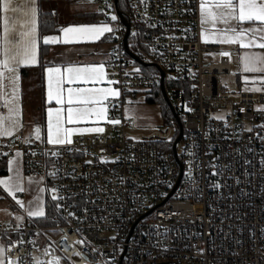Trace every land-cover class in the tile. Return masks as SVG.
I'll list each match as a JSON object with an SVG mask.
<instances>
[{
  "label": "built area",
  "instance_id": "obj_1",
  "mask_svg": "<svg viewBox=\"0 0 264 264\" xmlns=\"http://www.w3.org/2000/svg\"><path fill=\"white\" fill-rule=\"evenodd\" d=\"M96 2L117 17L108 117L120 123L71 143H0V157L19 151L24 174L45 178L51 211L30 217L23 193L10 199L21 212L0 221L5 264H264V89L222 90L231 63L203 39L201 0H127V15ZM156 89L182 124L137 137L124 101Z\"/></svg>",
  "mask_w": 264,
  "mask_h": 264
},
{
  "label": "snow or ice",
  "instance_id": "obj_2",
  "mask_svg": "<svg viewBox=\"0 0 264 264\" xmlns=\"http://www.w3.org/2000/svg\"><path fill=\"white\" fill-rule=\"evenodd\" d=\"M206 0L200 2V13L202 25L204 23L217 22L225 25V28L220 30L221 39L218 42L234 43L239 42L243 48H260L264 49V0H212L211 7L205 6ZM110 8V5H107ZM0 10L5 15L3 16V35L0 36V53L3 58L0 59V99L4 101L3 107L7 108V115H0V137H11L14 133L22 127L21 114L22 105L20 103V89H19V68L22 65H33L37 63V50L40 42V37L37 32V16L39 9L36 0H26L24 4L12 6V0H2L0 2ZM9 11L19 13L22 17V23L19 30H16V25L11 22V18L6 15ZM55 15V13H51ZM107 16V13H103ZM111 21H117V17L112 15ZM248 23L252 26L244 27ZM235 26H231V25ZM117 29L112 28L108 23H101L99 25H81L69 26L62 28L64 34L63 43L79 42L81 39L99 40L104 33L114 34ZM229 33H231L229 35ZM245 36L248 37V42L244 43ZM59 42V37L49 36L43 38L45 45L49 43ZM222 55H229L224 52ZM243 68L246 72L264 73V53L260 52H245L242 57ZM48 73V93L47 99L51 103L55 101L56 104H64L63 89V75L60 67H50L46 69ZM65 71L68 73L69 83L76 79L85 78L90 80H98L103 76V64L99 66H89L87 68L67 67ZM139 71V69H136ZM7 81V84H5ZM55 82V89L53 88ZM247 82V81H246ZM255 82V81H253ZM264 82V77L261 78ZM10 88L8 92L5 89ZM256 90V89H253ZM67 104H73V96L77 97V102L84 105L97 104L101 100L107 99L109 95L119 96V90L113 89H91L68 90ZM62 112L61 108L47 109V141L52 144L71 143L69 137L74 131L80 132H103L104 129L100 127L86 128V129H70L62 126ZM104 108L96 109L95 107H76L69 106L67 108L66 120L68 123H75L83 120L93 113L97 116H103ZM222 119V117H218ZM54 121V122H53ZM112 124H119V120L110 121ZM264 127V125H262ZM251 131V129H249ZM35 139L40 140V128H35ZM7 155V153H4ZM22 155L19 151L15 153V157L8 160V171L15 172L14 176H9L7 179H0V186L15 199L16 193L25 191L23 187V178L19 173L18 158ZM15 166V167H14ZM31 184V178H29ZM41 192L44 189L40 190ZM55 192V189H52ZM53 199L57 197L53 196ZM20 207H24L22 201L17 200ZM36 210H29L30 217H43L45 215L42 204L39 203ZM31 203V202H30ZM70 215H72L70 213ZM18 219H20L18 217ZM78 243H83L78 241ZM6 249L0 246V264H5ZM79 255V253H77ZM9 264H13L9 261ZM36 264H43L42 261H37ZM59 264V259L54 262Z\"/></svg>",
  "mask_w": 264,
  "mask_h": 264
},
{
  "label": "crops",
  "instance_id": "obj_3",
  "mask_svg": "<svg viewBox=\"0 0 264 264\" xmlns=\"http://www.w3.org/2000/svg\"><path fill=\"white\" fill-rule=\"evenodd\" d=\"M2 2V0H0ZM26 0H12V6L15 7L16 5L24 4ZM212 0H206V7H211ZM37 7L39 9L38 16H37V32L38 36L40 37V42L38 44L37 50V63L33 65H22L19 68V89H20V103L22 105V114H21V122L22 127L17 130V133H24V132H32L35 134V128H40V136L41 138H45L47 140V109L48 108H61L62 112V126L65 128L70 129H86V128H95L100 127L103 128V132H80L74 131L71 136L69 137L70 141L80 135H97V134H107L110 132L112 128V124L110 123L108 117V107H109V100L111 95L107 97V99L101 100L100 103L95 105L88 104L84 105L82 103L77 102V97L73 96V104H67L68 98V90H76L80 89L84 90H91V89H113L116 90L110 83H109V67H108V60H109V37L110 33H104V35L99 40H91V39H81L79 42L73 43H63L64 34L61 31L62 28H66L69 26H81V25H99L102 22L108 23L112 28H114L115 24L112 21H107L108 15L105 16L102 14L100 17L96 16L93 17H85L83 18L82 12L68 10L69 7L73 6L76 3V0H36ZM55 13L57 18L59 28L55 32L41 34L40 32V20L42 13ZM103 12V10H102ZM112 12V11H109ZM109 12H106L107 14ZM105 13V12H103ZM114 13V12H113ZM5 13L0 10V36L3 35V16ZM11 18V22L16 25V30H19V26L22 23V17L19 13H14L9 11L6 13ZM201 17V13H200ZM231 26H235L234 24ZM252 25L245 23L244 27H250ZM201 27H202V36L206 42L218 44L221 46L224 52L229 53L227 55L230 59L231 63V73L233 68L235 69L236 80L240 86V89H256L255 91H259L264 89V82H261V78L264 77V73H252L246 72L243 68L242 64V57L245 52H260L264 53V49L260 48H243L239 42L234 43H223L218 42L221 39V32L220 30L225 28L220 22H217L215 25L212 23H204L202 25L201 20ZM231 33H229L230 35ZM49 36H56L59 37V42L49 43L45 45L43 43L44 37ZM248 42V37L245 36L244 43ZM44 44L46 50L41 53V45ZM2 53H0V59H2ZM103 64V76L98 80H90L85 78L76 79L73 82L69 83L68 80V73L65 71L67 67H74V68H87L89 66H99ZM50 67H60L62 70L63 75V83L61 84V88L63 89V98L65 103L64 104H56L55 101L51 103L48 102L47 93H48V73L46 71L47 68ZM22 69H26V75H23ZM247 81V82H246ZM255 81V82H253ZM7 84V81H5ZM53 88L55 89V82H53ZM6 91L10 92V88H6ZM4 101L0 99V115H7V108L3 107ZM71 106L73 108L76 107H95L96 109L104 108L105 112L103 116H97L93 113L91 116L80 120L75 123H68L66 120L67 116V108ZM54 122V121H53ZM13 135V136H14ZM0 137V143L8 142L13 137ZM21 153V152H20ZM15 157V154L7 157L6 160V169H8V160ZM19 163V173L23 178V187L25 191L23 192L25 198L21 200L24 204V210L28 213L29 210L32 208L29 207L32 198H38L36 194H41L42 192L39 191L44 189L43 196H41L40 200H42L43 211L46 214L47 211V199H48V189L45 183V178L40 175H26L23 172L22 168V155L18 158ZM15 167V166H14ZM15 172L10 173L7 170L6 175H0V179H7L9 176H14ZM29 178H31L32 183H29ZM18 193V192H17ZM0 196H3V199H6L7 196L9 202L12 196H10L3 188L0 186ZM32 205V204H31ZM10 209L12 212H21L18 209H15L10 203ZM39 218V217H37ZM0 246L5 248L4 241L0 239Z\"/></svg>",
  "mask_w": 264,
  "mask_h": 264
},
{
  "label": "rangeland",
  "instance_id": "obj_4",
  "mask_svg": "<svg viewBox=\"0 0 264 264\" xmlns=\"http://www.w3.org/2000/svg\"><path fill=\"white\" fill-rule=\"evenodd\" d=\"M68 10L82 12L83 18L87 16L93 17L95 15H99L100 17L102 15V4H99L96 0H76V3L69 7ZM107 15L111 17L115 14L112 11ZM112 23L115 24L113 21ZM219 81L222 90L237 99L235 94L240 90V86L236 80L235 69L233 68L232 73L229 74L220 73ZM153 94V91H133V93L129 94V97L124 101L125 116L126 118L131 119V125L127 127V131L131 134H135L137 137L150 135L166 126L164 105L160 100L155 102L150 101ZM178 148L180 149V144L178 145ZM51 186L52 185H50L49 188ZM38 190L40 191V185ZM43 193L44 191L41 194L36 195L38 198H41ZM3 198V196H0V221L17 219L20 216L19 212H12L9 207L11 202H9L7 196L5 197L6 199ZM40 198L39 203L42 204L43 199L40 200ZM31 204H29V207L32 208V210H36L38 206L37 198H32ZM48 216L47 213L46 219ZM41 223H44V220H41Z\"/></svg>",
  "mask_w": 264,
  "mask_h": 264
},
{
  "label": "trees",
  "instance_id": "obj_5",
  "mask_svg": "<svg viewBox=\"0 0 264 264\" xmlns=\"http://www.w3.org/2000/svg\"><path fill=\"white\" fill-rule=\"evenodd\" d=\"M118 2V9L123 13V15L128 14V4L127 0H117ZM104 12V11H103ZM102 12V14H103ZM95 15L93 18H95ZM59 28V24L57 21V18L55 15H52L51 13H42L41 15V20H40V32L41 34H47L51 32L57 31ZM46 50V47L44 44L41 45V53L44 54ZM27 70L22 69L23 75H26ZM162 102L164 105V116L166 118V124H174L177 126L178 130L180 129V126L182 122H178L176 117L174 116L170 106L168 105V102L166 101V98L163 94V92L160 89H156L154 91V94L152 95V99L150 101H158ZM6 160L7 157H0V175H6L7 174V169H6ZM50 209H47V213L50 214Z\"/></svg>",
  "mask_w": 264,
  "mask_h": 264
},
{
  "label": "water",
  "instance_id": "obj_6",
  "mask_svg": "<svg viewBox=\"0 0 264 264\" xmlns=\"http://www.w3.org/2000/svg\"><path fill=\"white\" fill-rule=\"evenodd\" d=\"M116 2H117V0H115ZM119 14H121V12H119ZM127 26H128V32H127V36H128V33H129V29H130V25L129 24H127ZM126 42H127V38H126ZM131 54V53H130ZM165 98H166V95H165ZM167 99V98H166ZM173 111V110H172ZM175 117H176V119H177V121L178 122H180V119H179V117L175 114ZM181 138V134L179 135V137H178V139H177V142L179 141V139Z\"/></svg>",
  "mask_w": 264,
  "mask_h": 264
}]
</instances>
